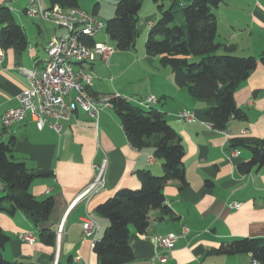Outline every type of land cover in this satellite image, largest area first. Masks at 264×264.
<instances>
[{
  "label": "crops",
  "instance_id": "crops-1",
  "mask_svg": "<svg viewBox=\"0 0 264 264\" xmlns=\"http://www.w3.org/2000/svg\"><path fill=\"white\" fill-rule=\"evenodd\" d=\"M106 1H112V6L105 22L100 18L103 0L92 1L91 12L82 9L79 1L78 8L106 23L114 17L118 0ZM190 1L180 0L181 6ZM29 3L30 0H0V6L8 8L27 39L23 51L0 48V142L14 138L15 160L23 162L29 170L50 173L48 177L35 179L30 192L38 200L52 197L54 204L49 219L38 228L21 212L12 217L0 213V228L9 237L1 254L8 262L22 264H98L94 242L84 235L82 223L88 218L95 221L98 226L95 240H99L109 222L95 214L96 206L121 189H139L138 171L162 175V160L155 158L151 150H137L128 143L113 108L101 111L97 120L78 110L67 121H59L58 130L47 124L38 130L30 115L8 129L2 128V114L18 107V96L28 86L21 70L42 67L47 59V43L65 34L63 28L27 16ZM39 4L43 9L52 7L48 0H39ZM162 5L168 8L169 1L164 0ZM212 12L217 42L224 47L232 46V54L237 57H253L258 61L234 94L236 107L246 118L230 119L223 131L214 129L206 116L215 100L191 98L185 87L176 84L168 67L145 54L147 33L159 14L153 0L142 2L133 48L128 51L114 48L108 63L96 59L85 66L93 78L90 88L93 97L120 96L137 105L154 98L150 108L165 115L184 150L186 185L168 182L163 189L168 214L151 211L144 234L130 230L128 244L133 260L128 264H247L250 255L220 254L219 248L241 239H264V166L241 174L238 166L250 159V150L230 147L232 139H264V64L260 62V56L264 55V0H220ZM176 19L181 22L178 12ZM92 40L109 45L106 40L96 41L94 36ZM223 52L220 49L218 53ZM184 110L194 114L192 122L176 117ZM104 160V189L86 201L75 202L94 178L93 166ZM231 203H238L239 207L230 209ZM61 223L63 230L58 240L57 227ZM41 229L56 234L54 247L40 242ZM184 229L183 237L175 241L165 261L160 262L154 238L176 235ZM24 234H31L34 242L22 241L20 237Z\"/></svg>",
  "mask_w": 264,
  "mask_h": 264
},
{
  "label": "trees",
  "instance_id": "trees-1",
  "mask_svg": "<svg viewBox=\"0 0 264 264\" xmlns=\"http://www.w3.org/2000/svg\"><path fill=\"white\" fill-rule=\"evenodd\" d=\"M51 6L63 9L78 8V0H48ZM159 14L147 33L145 54L158 58L168 67L179 87H185L195 100H215V106L206 111L214 129L223 131L230 119H245L246 115L236 107L234 94L257 66L253 57H237L232 46L224 47L217 42L216 18L212 10L220 0H191L181 6L180 0H153ZM143 0H118L114 17L105 23V33L118 51H128L135 44L138 15ZM181 22L177 23L176 13ZM84 44L93 46L94 41L85 39ZM27 47L24 31L18 26L7 7L0 6V48L23 51ZM220 49L224 52L219 54ZM264 64V55L260 56ZM128 143L137 150L149 149L153 156L162 160V175L138 171L140 182L137 190L121 189L111 198L96 206V215L108 220L103 236L95 240L93 252L98 264H128L133 260L128 244L130 230L144 234L148 227V215L160 210L168 214L164 206V186L176 181L186 185L182 163L184 150L176 131L168 124L163 113L148 107L144 109L122 97L111 100ZM14 138L0 142V213L10 217L21 212L35 228L50 217L53 198L36 199L30 192L32 182L50 175L46 171L29 170L12 155ZM230 147L248 148L250 159L238 166L241 174L264 166V139H232ZM38 238L42 244L54 247L56 234L41 229ZM9 237L0 228V264L8 262L2 250ZM218 253L226 255L248 254L259 264H264V239H241L222 245ZM57 264H60L59 262ZM70 264V263H68Z\"/></svg>",
  "mask_w": 264,
  "mask_h": 264
},
{
  "label": "built area",
  "instance_id": "built-area-1",
  "mask_svg": "<svg viewBox=\"0 0 264 264\" xmlns=\"http://www.w3.org/2000/svg\"><path fill=\"white\" fill-rule=\"evenodd\" d=\"M29 17H38L53 25L65 29V34L51 39L45 52L47 59L42 67L22 69L21 73L27 82V88L18 96V107L2 114L1 126L8 129L12 125L23 121L30 115L38 130L46 124L58 130L59 121H67L76 111L83 112L89 119L97 120L101 111L112 108L111 100L120 96L93 97L90 88L93 85L92 76L86 71L85 66L96 59L108 63L114 52V47L103 43H94L93 46L84 44L85 39L103 30L105 23L93 15L79 8L63 9L58 5L50 9H43L39 0H30L25 10ZM2 52L0 51V57ZM129 102L131 100L127 99ZM155 103L152 97L140 102L139 106L147 109ZM176 117L186 123L194 120V114L189 111H179ZM151 161V157L149 158ZM106 161L94 165L95 176L92 181L77 195L75 202L86 201L105 187ZM238 203L229 204L230 209H237ZM83 233L95 241L98 226L88 218L82 223ZM63 230V223L57 227V236ZM186 230L170 236L154 238V245L159 249L158 260L164 262L167 253L173 249L177 239L183 237ZM20 239L28 244L34 242L31 234H24ZM247 264H259L255 259H250Z\"/></svg>",
  "mask_w": 264,
  "mask_h": 264
},
{
  "label": "rangeland",
  "instance_id": "rangeland-1",
  "mask_svg": "<svg viewBox=\"0 0 264 264\" xmlns=\"http://www.w3.org/2000/svg\"><path fill=\"white\" fill-rule=\"evenodd\" d=\"M78 1H79V5L82 9H84L88 12L92 11V7H93L94 3H91V2L94 0H78ZM101 5H102V12H101L102 16L100 18L105 22V20H107L106 14H107L108 9H110V7L112 6V1L103 0V2H101ZM177 23H178V21H177ZM94 37H95V40L98 42L106 40V42L109 45L113 46L112 41L108 38L104 29L97 32L94 35Z\"/></svg>",
  "mask_w": 264,
  "mask_h": 264
}]
</instances>
